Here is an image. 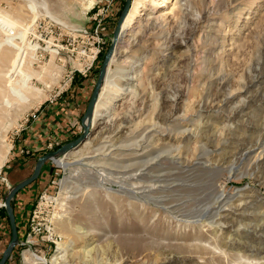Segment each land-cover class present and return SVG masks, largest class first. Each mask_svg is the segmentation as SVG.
<instances>
[{
	"label": "rangeland",
	"instance_id": "rangeland-1",
	"mask_svg": "<svg viewBox=\"0 0 264 264\" xmlns=\"http://www.w3.org/2000/svg\"><path fill=\"white\" fill-rule=\"evenodd\" d=\"M146 3L132 0L85 142L43 166L7 264H264V0ZM125 5L0 0V257L6 195L85 114L36 152L25 133L89 83L88 105Z\"/></svg>",
	"mask_w": 264,
	"mask_h": 264
},
{
	"label": "water",
	"instance_id": "water-1",
	"mask_svg": "<svg viewBox=\"0 0 264 264\" xmlns=\"http://www.w3.org/2000/svg\"><path fill=\"white\" fill-rule=\"evenodd\" d=\"M131 5H132V0H126V5H125V8L122 12V16L119 19L117 27L115 29L113 42H112L111 46L109 47V50L106 54V57L104 59V62H103L102 68H101V74H100L99 80L97 81V85L94 89V92H93L91 99L89 101L87 110H86L85 115L83 117V125L85 128L84 134L80 138H78L77 140H74L73 142H70L69 144L62 146L60 149L53 151V152H50V153L42 156L41 158H39L37 163H36V166L34 168L33 174L28 179H26L22 183L18 184L17 186H15L6 195L4 206L7 210L8 216H9L12 235H11V241H10L9 245L6 248V250L4 251L3 256L0 259V264H6L7 263V261L10 259L11 254L13 253L15 247L19 243V235H18L16 217H15L14 209L12 206V201L15 199L16 195L19 192L23 191L25 188H27L30 184H32L33 182H35L38 179L43 166L48 161H50V160L55 161L56 157L61 156V155H66L69 152H71L72 150L77 149L81 144H83L85 142V139L88 137V135L90 133V126L92 125V121H93V118L95 115L96 106H97V103L99 101L102 84L104 82V76L107 72L108 65H109V63L113 57V54H114L115 49L117 47V44L119 43V41L122 37V33H123L122 26H123L124 21H125L128 13L131 9ZM86 121H87V124H86Z\"/></svg>",
	"mask_w": 264,
	"mask_h": 264
},
{
	"label": "crops",
	"instance_id": "crops-1",
	"mask_svg": "<svg viewBox=\"0 0 264 264\" xmlns=\"http://www.w3.org/2000/svg\"><path fill=\"white\" fill-rule=\"evenodd\" d=\"M112 20L114 21L115 18H113ZM84 86H85V84H84ZM85 87H86V90L84 89V91H83L84 93H82V96L77 95L75 98L69 97L68 102H65L66 104L65 103H63V105L57 104L54 107H52L46 111L44 110V113L49 115L48 118H49L50 124L46 123L45 125L43 124V125H40L39 127L31 128V129L27 130V132L25 133L26 139L23 140V142H26V143L32 145V150L34 152H36L39 150V146L41 145V142H44V138L47 137L46 134L49 133V129H51V127H53L54 130H58L60 132H65V128L63 127V130H62L61 125H64L66 123V121L68 123L66 125H72L73 126V124H71L73 122L72 121L73 118H69V116L73 117V116H76L78 114L84 115L86 110H87V107H88V105L86 104V102L88 100L86 93H87V90L89 88V83L86 84ZM72 97H74V95H72ZM41 118H42V115H41ZM69 121H70V123H69ZM70 129H71L70 127L67 128V130H69V131H70ZM67 130H66V133H67ZM37 145H39V146H37ZM49 174L50 173H48V175ZM46 177H48V176H46ZM42 181H41V178H39L38 181L35 182L37 184V186L33 187L31 185V186L25 188V190L21 191L18 194L17 198L15 199V205H16L17 209H20L22 211L25 207L30 206L29 203L32 201V196L34 195V193L36 194L38 192V190L40 189L38 186H41V184H43Z\"/></svg>",
	"mask_w": 264,
	"mask_h": 264
},
{
	"label": "bare ground",
	"instance_id": "bare-ground-1",
	"mask_svg": "<svg viewBox=\"0 0 264 264\" xmlns=\"http://www.w3.org/2000/svg\"><path fill=\"white\" fill-rule=\"evenodd\" d=\"M145 2H147L146 4H145V6L146 5H148V6H155L157 3H159V2H161V5H163V6H166V4H167V0H145ZM176 3H177V1H176ZM131 13V12H130ZM128 15H129V13H128ZM128 15H127V17H126V19H125V21H124V24H123V26H122V30H123V33H122V37H123V35H124V32H125V30H126V25H128V19H129V17H128ZM161 15V17H162V13L160 14ZM130 16V15H129ZM151 15H148V17L147 18H151L150 17ZM159 17V16H158ZM6 30V32L7 33H10V35H13V32L11 31V30H9V29H5ZM122 37H121V39H122ZM118 47V46H117ZM117 47H116V49H117ZM116 49H115V51H116ZM113 56H114V54H113ZM113 58V57H112ZM111 61H112V59H111ZM111 61H110V63H111ZM110 63H109V65H110ZM108 65V66H109ZM107 70H108V68H107ZM99 102V101H98ZM97 105H98V103H97ZM97 107V106H96ZM95 112H96V110H95ZM95 116V115H94ZM94 119V118H93ZM55 161H56V164L58 165V166H62V167H64V168H67L70 164L69 163H66V162H64L63 161V159H58V160H56L55 159ZM135 193V192H134ZM220 197H225V198H227V199H229L230 197L228 196V195H225L224 193H222V191H221V193H220ZM57 221V224L58 225H60V235H61V238L62 237H65L66 238V234L68 235V233H70L72 230H71V226H72V224H70V222L69 221H67L66 219H64V220H62L61 218H59L58 220H56ZM190 222V221H189ZM213 223H215V221L213 222ZM190 224H199V221H194V222H190ZM68 246H70V245H68L67 243H60L59 244V248H58V251H57V254H56V256L54 257V263H58V262H60V261H62L63 259H64V255H62V252L63 251H67V247ZM74 250V249H73ZM25 258L27 259V260H29V258L28 257H26L25 256ZM36 260H37V262H41V264L42 263H45L46 261H45V259H42V258H36Z\"/></svg>",
	"mask_w": 264,
	"mask_h": 264
},
{
	"label": "trees",
	"instance_id": "trees-1",
	"mask_svg": "<svg viewBox=\"0 0 264 264\" xmlns=\"http://www.w3.org/2000/svg\"><path fill=\"white\" fill-rule=\"evenodd\" d=\"M37 161H38V160H37ZM36 163H37V162H36ZM33 171H34V169H33ZM33 171H32V174H33ZM32 174H31V175H32ZM41 174H42V173H41ZM31 175H29V177H30ZM40 176H41V175H40ZM29 177H28V178H29ZM28 178H27V179H28ZM39 178H40V177H39ZM39 178H38V179H39ZM38 179H37L36 181H38ZM36 181H35V182H36ZM33 183H34V182H33ZM33 183H32V184H33ZM30 185H31V184H30ZM30 185H29V186H30ZM29 186H28V187H29ZM19 193H20V192H19ZM19 193H18V194H19ZM18 194L16 195L15 199L17 198ZM31 203H32V201L29 203V205H31ZM13 208H14V214H15V217H16V223H17L18 235H19V240H20V237H21L20 235H21V233H22L21 230H22V228H24V227H22V224L27 223V222H26V221H27V217L24 215V212L26 211V210H25L26 207H25L22 211H21L20 209H17V207H15V206H14ZM5 213H6V212H5ZM5 217H6V218H5V221L8 223V225H9V227H10V229H11V224H10V220H9V216H8V214L5 215ZM22 221H23V222H22ZM21 222H22V223H21ZM11 235H12V232H11ZM0 259H1V257H0ZM7 263H8V262H7ZM7 263H6V264H7Z\"/></svg>",
	"mask_w": 264,
	"mask_h": 264
},
{
	"label": "built area",
	"instance_id": "built-area-1",
	"mask_svg": "<svg viewBox=\"0 0 264 264\" xmlns=\"http://www.w3.org/2000/svg\"><path fill=\"white\" fill-rule=\"evenodd\" d=\"M111 3V2H110ZM101 26V23L98 24L97 28H96V32H98L99 27Z\"/></svg>",
	"mask_w": 264,
	"mask_h": 264
}]
</instances>
